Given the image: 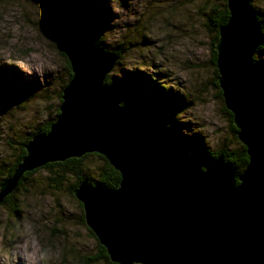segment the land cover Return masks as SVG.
Listing matches in <instances>:
<instances>
[{
	"label": "water",
	"instance_id": "obj_1",
	"mask_svg": "<svg viewBox=\"0 0 264 264\" xmlns=\"http://www.w3.org/2000/svg\"><path fill=\"white\" fill-rule=\"evenodd\" d=\"M41 2L72 76L48 131L24 144L0 184V204L25 172L96 153L119 172L118 187L83 181L73 196L110 262L264 264V98L253 64L261 29L249 0H226L214 46L224 107L248 156L239 176L222 156L190 154L148 109L121 106L119 90L104 84L116 55L93 42L62 0Z\"/></svg>",
	"mask_w": 264,
	"mask_h": 264
},
{
	"label": "rangeland",
	"instance_id": "obj_2",
	"mask_svg": "<svg viewBox=\"0 0 264 264\" xmlns=\"http://www.w3.org/2000/svg\"><path fill=\"white\" fill-rule=\"evenodd\" d=\"M63 1L76 20H83L86 33L101 37L105 50H121V59L111 71L116 84L143 73L167 90V112L155 121L170 123L177 135L194 139L196 148L214 152L241 144L230 131L224 103L212 85L214 32L206 23L211 9H221L225 2ZM250 5L262 27V53L255 52L253 59L264 94V0H252ZM45 16L37 0H0V180L29 134L55 119L59 93L68 82L65 61ZM147 92L142 89L128 107L143 108ZM100 164L96 156L82 162L84 171L92 175ZM66 178L55 185L52 173L39 170L13 194L17 214L10 204H0V247L13 249L20 239L18 228L28 221L41 246L48 249L46 260L38 264H112L104 260L95 236L81 221L82 207L68 191L74 178ZM11 255L18 257L19 251L14 249ZM0 264L5 261L0 259ZM9 264L24 261L17 258Z\"/></svg>",
	"mask_w": 264,
	"mask_h": 264
},
{
	"label": "trees",
	"instance_id": "obj_3",
	"mask_svg": "<svg viewBox=\"0 0 264 264\" xmlns=\"http://www.w3.org/2000/svg\"><path fill=\"white\" fill-rule=\"evenodd\" d=\"M40 4H42L41 0H37ZM225 2L223 8L221 9H216L215 7L211 9L210 15L207 19V29L211 32H214V36L212 37L211 44H210V51H211V64L213 66V71H214V82H213V87L217 90V97L218 99L223 102L222 98V92L218 87L217 84V78H218V72L216 69V52L214 50V46L218 40V30L219 28L226 24L229 13L226 8V0H222ZM250 3L252 0H249ZM63 4L64 1L62 0ZM255 11V10H254ZM256 13V11H255ZM257 15V14H256ZM259 23H260V29H261V36H262V27H261V21L259 17H257ZM45 20L48 23V18L45 16ZM78 23L81 25L83 22L82 19L77 20ZM88 34V33H87ZM90 34V35H89ZM89 36L91 37V32H89ZM93 42H95L102 50L108 53H112L116 55V61L115 65L119 62L121 59V50L117 49H112L111 51L105 50L103 47V40L99 36H93L91 37ZM121 47V45H120ZM122 48V47H121ZM261 43H259L258 48L256 49V52L262 53L261 50ZM59 54L63 57L68 73V81L71 78V72H70V66L63 54L59 51ZM253 64L255 66V60L253 59ZM114 65V66H115ZM113 66V67H114ZM113 69V68H112ZM112 71V70H111ZM111 71L109 74L106 75L104 79V84L108 86H114L119 90V96L121 97V106L128 107V102H130L133 98L135 97H140L142 95V89L147 88L150 90V92L146 93L144 98L146 99L145 104L143 105V108L148 109L151 112V117L154 120L155 118L165 114L167 112V106H168V92L167 90L162 86L158 85L156 82H154L150 77L145 76L143 73L138 74L137 78L133 81L128 80L123 83L116 84L113 77L111 76ZM261 83V81H260ZM60 93H59V98H60ZM264 95V94H263ZM264 98V96H263ZM222 111L224 115L226 116L228 123H229V128L230 131L233 133L234 137L237 138L236 133L237 129L234 127L232 123V114L222 105ZM58 114V110H56V115ZM54 121V120H53ZM52 121V122H53ZM52 122H46L44 125L38 127L35 131L31 132L29 136L24 140L23 146L25 143H27L31 137L35 134L39 133H46L52 124ZM168 129L170 130V133L176 137V138H181L184 139V147L185 149L190 153V154H195L199 159H203L205 161H212L218 156H222L223 159L228 162L234 169L236 176H239L244 168L247 165L248 162V156L246 154V148L244 145L239 144L236 148L233 149H219L217 151L211 152L209 150L203 149L202 147L196 148L195 147V141L194 139L184 137L183 135H177L174 130L170 129L171 127L170 123H167L166 125ZM239 141V140H238ZM25 155V149L22 148V151L20 155L17 157L15 160L14 164L11 166V168L6 172L4 177L0 180V184L8 179L13 171L15 170L16 166L20 163L22 160L23 156ZM90 156H96L100 161L101 164L96 167V172L95 174H89L86 173L83 169L82 162L85 158L90 157ZM55 168V169H54ZM39 170H45L47 172L52 173V180L55 183V185H59L61 181H67L66 176H71L74 178L73 183L68 187V191L72 197L73 196V191L76 189V187L81 183V182H86L92 186L94 185H103L108 188L116 189L119 185L120 182V174L118 171H116L109 163L108 161L101 155L96 154V153H87L83 155L80 158H70L67 159L63 162H53V163H48L44 165L41 168L35 169L32 172H25L22 176L21 179L19 180L15 190L7 195L1 204L4 205H11L14 210L15 214H17L18 210L15 209V204H14V197L13 194L15 191L19 189V186L21 183L28 177L31 176L33 173H36ZM51 178V176H50ZM235 183L238 184V180L236 178ZM80 207L81 204L78 203ZM81 221L84 223L83 216L81 215ZM91 236L93 235L92 232L89 230ZM94 237V235H93ZM96 240V239H95ZM97 241V240H96ZM100 248V252L102 253V256L104 257V260L108 263H111L109 261V258L107 256V253L105 249L101 246L98 245ZM101 256V257H102ZM114 264V263H112Z\"/></svg>",
	"mask_w": 264,
	"mask_h": 264
},
{
	"label": "clouds",
	"instance_id": "obj_4",
	"mask_svg": "<svg viewBox=\"0 0 264 264\" xmlns=\"http://www.w3.org/2000/svg\"><path fill=\"white\" fill-rule=\"evenodd\" d=\"M17 235L20 239L15 242L13 249L7 246L0 247V259H3L5 264H9L10 261L17 258L23 260L24 264H38V261L46 260L48 249L41 246L38 235L30 222L24 221L22 227L18 228ZM14 249L19 251L18 257L11 255Z\"/></svg>",
	"mask_w": 264,
	"mask_h": 264
},
{
	"label": "bare ground",
	"instance_id": "obj_5",
	"mask_svg": "<svg viewBox=\"0 0 264 264\" xmlns=\"http://www.w3.org/2000/svg\"><path fill=\"white\" fill-rule=\"evenodd\" d=\"M203 160V159H202Z\"/></svg>",
	"mask_w": 264,
	"mask_h": 264
}]
</instances>
